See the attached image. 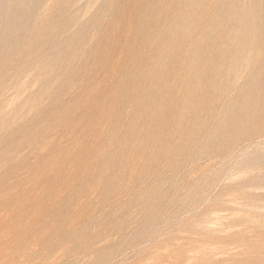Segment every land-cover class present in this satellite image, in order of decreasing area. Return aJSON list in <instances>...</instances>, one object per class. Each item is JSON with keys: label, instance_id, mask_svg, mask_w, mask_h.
<instances>
[{"label": "rangeland", "instance_id": "1", "mask_svg": "<svg viewBox=\"0 0 264 264\" xmlns=\"http://www.w3.org/2000/svg\"><path fill=\"white\" fill-rule=\"evenodd\" d=\"M261 74L264 0H0V264H264Z\"/></svg>", "mask_w": 264, "mask_h": 264}, {"label": "bare ground", "instance_id": "2", "mask_svg": "<svg viewBox=\"0 0 264 264\" xmlns=\"http://www.w3.org/2000/svg\"><path fill=\"white\" fill-rule=\"evenodd\" d=\"M138 6L136 5V2L134 3H132L131 5H127V7L124 9V11H123V14H130V13H132V12H134L135 11V9L137 8ZM150 11H147V15H150ZM222 15V14H221ZM224 15V14H223ZM81 20V19H80ZM130 29H131V31H135V29H134V26L133 25H131L130 27H129ZM212 51V50H211ZM159 56V55H158ZM263 75L264 74H261V76L263 77ZM262 77H259V78H262ZM237 79H238V77L237 76H234V78H233V81L234 82H236L237 81ZM239 83V82H238ZM254 83V82H253ZM264 96V95H263ZM257 191V190H256Z\"/></svg>", "mask_w": 264, "mask_h": 264}]
</instances>
